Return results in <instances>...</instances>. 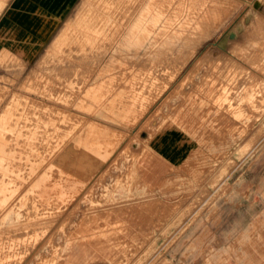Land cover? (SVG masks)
<instances>
[{
	"label": "rangeland",
	"instance_id": "1",
	"mask_svg": "<svg viewBox=\"0 0 264 264\" xmlns=\"http://www.w3.org/2000/svg\"><path fill=\"white\" fill-rule=\"evenodd\" d=\"M138 1L0 35V264H264V0L117 55Z\"/></svg>",
	"mask_w": 264,
	"mask_h": 264
},
{
	"label": "crops",
	"instance_id": "2",
	"mask_svg": "<svg viewBox=\"0 0 264 264\" xmlns=\"http://www.w3.org/2000/svg\"><path fill=\"white\" fill-rule=\"evenodd\" d=\"M8 1L4 0L1 7L3 8ZM212 1L215 0H139L133 12L128 15L118 9L119 14L127 15L129 19L120 29L111 49L117 50V55H119L120 50L135 47L151 48L160 37L168 34L167 30L171 24L177 23L179 18L189 16L190 12L199 16L211 8ZM80 2L81 0H12L5 15L0 19V35L8 27L13 26L17 34L21 30L22 47L29 46L33 49L36 44L39 45L41 41L45 42L47 39L50 41V46L58 33L71 23L79 9ZM66 19V23L62 25ZM238 28L237 25L235 30L238 31ZM23 34L26 35L23 36ZM26 39H29V45L23 42ZM36 41L38 43H35ZM207 241L209 240H200L201 243Z\"/></svg>",
	"mask_w": 264,
	"mask_h": 264
},
{
	"label": "bare ground",
	"instance_id": "3",
	"mask_svg": "<svg viewBox=\"0 0 264 264\" xmlns=\"http://www.w3.org/2000/svg\"><path fill=\"white\" fill-rule=\"evenodd\" d=\"M87 68V67H86ZM91 71V70H90ZM94 72V71H93ZM91 73V72H90ZM3 117V116H2ZM2 152V151H1Z\"/></svg>",
	"mask_w": 264,
	"mask_h": 264
}]
</instances>
